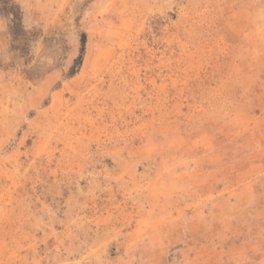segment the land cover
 I'll use <instances>...</instances> for the list:
<instances>
[{"label": "rangeland", "instance_id": "obj_1", "mask_svg": "<svg viewBox=\"0 0 264 264\" xmlns=\"http://www.w3.org/2000/svg\"><path fill=\"white\" fill-rule=\"evenodd\" d=\"M0 264H264V0H0Z\"/></svg>", "mask_w": 264, "mask_h": 264}, {"label": "trees", "instance_id": "obj_2", "mask_svg": "<svg viewBox=\"0 0 264 264\" xmlns=\"http://www.w3.org/2000/svg\"><path fill=\"white\" fill-rule=\"evenodd\" d=\"M7 14L11 15L12 21L13 22L15 21L14 24L15 23H18V24L22 23V20H23L22 19V12H21V9L18 5L13 3L11 11H9ZM83 45H85V41H83Z\"/></svg>", "mask_w": 264, "mask_h": 264}]
</instances>
